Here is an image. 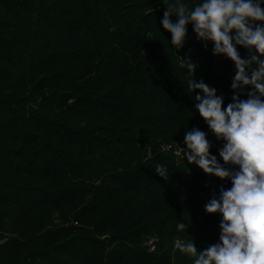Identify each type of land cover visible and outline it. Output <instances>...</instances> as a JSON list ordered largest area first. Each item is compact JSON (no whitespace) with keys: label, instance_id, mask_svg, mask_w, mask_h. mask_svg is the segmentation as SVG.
<instances>
[{"label":"trees","instance_id":"obj_1","mask_svg":"<svg viewBox=\"0 0 264 264\" xmlns=\"http://www.w3.org/2000/svg\"><path fill=\"white\" fill-rule=\"evenodd\" d=\"M164 3L0 0V264H192L175 240L218 241L220 216L204 204L230 181L164 147L183 156L185 128H198L220 161L178 57L225 104L235 68L190 25L189 56L176 53Z\"/></svg>","mask_w":264,"mask_h":264},{"label":"clouds","instance_id":"obj_2","mask_svg":"<svg viewBox=\"0 0 264 264\" xmlns=\"http://www.w3.org/2000/svg\"><path fill=\"white\" fill-rule=\"evenodd\" d=\"M160 24L170 33V45L179 50L188 27L213 55L231 61L234 95L224 98L203 80H196V65L179 59L185 70L186 93L193 99V115L204 121L216 141H222L217 156L211 154L206 133L198 128L184 132L183 160L205 175L230 181L204 204L207 214H219L218 241L197 250L193 239H177L174 249L194 257L192 264H264V0H165ZM176 17L175 21L171 17ZM238 48L247 50L242 58ZM241 99L237 93L244 94ZM195 93V95H193ZM165 177L167 169L157 165ZM177 231H187L177 221Z\"/></svg>","mask_w":264,"mask_h":264},{"label":"built area","instance_id":"obj_3","mask_svg":"<svg viewBox=\"0 0 264 264\" xmlns=\"http://www.w3.org/2000/svg\"><path fill=\"white\" fill-rule=\"evenodd\" d=\"M172 149H174V153H175V155H177V157L179 159L183 158V156L181 155V151L179 149H175V147H173L172 145H167L166 147H164V150H166V151H170ZM158 242H159L158 237L153 236V237L148 238L145 241L144 245L148 248L149 252L153 253L157 249Z\"/></svg>","mask_w":264,"mask_h":264},{"label":"rangeland","instance_id":"obj_4","mask_svg":"<svg viewBox=\"0 0 264 264\" xmlns=\"http://www.w3.org/2000/svg\"><path fill=\"white\" fill-rule=\"evenodd\" d=\"M176 53H184L185 55L188 53L187 56H189L190 52L187 50V48H183V49L180 48V50L176 49ZM52 218H53L54 223H57V224L62 223L61 218H59L57 213L53 212ZM5 241L6 239H0V244L4 243Z\"/></svg>","mask_w":264,"mask_h":264}]
</instances>
